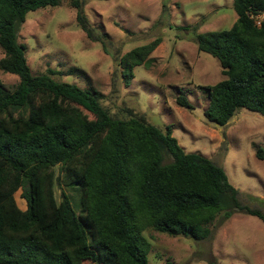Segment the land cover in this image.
Segmentation results:
<instances>
[{"label":"trees","instance_id":"1","mask_svg":"<svg viewBox=\"0 0 264 264\" xmlns=\"http://www.w3.org/2000/svg\"><path fill=\"white\" fill-rule=\"evenodd\" d=\"M60 1L0 0V69L18 76L12 88L0 80V264H150L147 228L201 240L218 217L236 211L264 222V212L240 202L224 169L185 152L169 126L163 131L142 116L112 115L97 90L59 81L56 70L31 72L20 25L28 12ZM85 1L70 0L77 24L99 41L83 13ZM233 9L230 28L195 38L198 51L221 67V80L200 86L208 99L204 117L217 125L240 108L264 115V17L260 25L253 18L264 13V0H233ZM157 43L116 58L126 85ZM175 101L193 109L184 93ZM255 155L264 159V149L256 147ZM55 166L79 195V212L64 191L56 201Z\"/></svg>","mask_w":264,"mask_h":264},{"label":"rangeland","instance_id":"2","mask_svg":"<svg viewBox=\"0 0 264 264\" xmlns=\"http://www.w3.org/2000/svg\"><path fill=\"white\" fill-rule=\"evenodd\" d=\"M82 9L99 41L90 40L77 24L70 0L26 14L18 41L26 46L31 72L56 70L60 73L53 77L59 81L97 90L112 115L142 116L163 131L169 126L185 152L200 153L224 169L242 204L264 212V159L255 155L256 147L264 149V115L240 108L226 124L217 125L203 114L208 99L200 86L213 85L223 75L215 57L198 51L195 38L230 28L237 18L233 0H86ZM156 39L148 60L133 67L134 77L126 85L116 58ZM73 68L81 73L70 72ZM0 80L12 88L18 76L0 69ZM179 92L193 109L176 103ZM54 172L56 201L64 191L79 212V195L66 187L59 166ZM14 197L25 209L20 190ZM210 229L206 238L194 240L147 228L148 262L264 264V222L257 216L236 211L224 221L218 217Z\"/></svg>","mask_w":264,"mask_h":264},{"label":"built area","instance_id":"3","mask_svg":"<svg viewBox=\"0 0 264 264\" xmlns=\"http://www.w3.org/2000/svg\"><path fill=\"white\" fill-rule=\"evenodd\" d=\"M258 15H261V17L258 18ZM263 17H264V13L257 14V15H255V16H253V18L255 19V23H256V25H260V22H261V20H262Z\"/></svg>","mask_w":264,"mask_h":264}]
</instances>
